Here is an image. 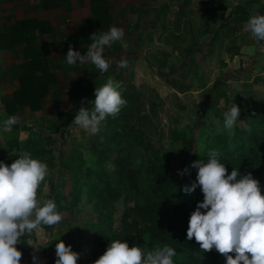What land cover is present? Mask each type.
Listing matches in <instances>:
<instances>
[{
  "label": "rangeland",
  "instance_id": "374dc122",
  "mask_svg": "<svg viewBox=\"0 0 264 264\" xmlns=\"http://www.w3.org/2000/svg\"><path fill=\"white\" fill-rule=\"evenodd\" d=\"M161 1L166 16L148 10L145 60L126 67L114 63L105 72L92 66L93 75L120 81L121 95L127 100L117 114L106 116L97 133L72 122L78 106L66 111L54 107L45 117L35 113L34 121L33 112L26 121L21 119L35 128L26 151L41 157L47 174L57 181L50 186L44 179L40 186L44 191L53 190V184L58 189V206L64 210L61 222L71 244L79 247V264H92L112 239L127 240L129 246L136 244L145 251L151 242L154 247L164 246L148 234L127 239L123 212L160 197L195 194L196 189L183 191V185L196 176L191 162L206 159L211 149L218 150L225 163L251 148L252 165L264 180V40H256L246 30L250 16L264 13V0ZM176 2L181 4V21ZM233 102L240 107V117L227 130L222 113ZM4 111L0 146L6 140H20L18 134L23 138L20 130L10 132L2 126L8 116H17ZM51 120L59 122L61 133H51L55 127ZM3 152V157H15L22 151L5 148ZM153 164L167 173L157 177ZM185 167L187 172L182 171ZM37 199L41 200L39 194Z\"/></svg>",
  "mask_w": 264,
  "mask_h": 264
},
{
  "label": "clouds",
  "instance_id": "9594fccd",
  "mask_svg": "<svg viewBox=\"0 0 264 264\" xmlns=\"http://www.w3.org/2000/svg\"><path fill=\"white\" fill-rule=\"evenodd\" d=\"M246 30L256 40H264V13L250 16ZM124 35V28L112 25L94 35L84 52L69 45L66 63H91L105 72L114 63L106 57V50L114 42L123 44ZM115 64L126 67L127 56L121 54ZM120 87L121 82L111 78L96 86L94 98L86 104L92 105L91 109L82 103L72 122L97 133L106 116H114L127 104ZM222 117L224 128L231 130L240 117L239 105L233 102ZM16 123L14 115L3 122L6 130ZM191 166L196 169V176L190 184L183 185V191L190 193L200 186L204 198L197 201L190 213L186 239L194 237L203 251L217 250L224 255L225 264H264V194L258 179L235 167L229 172L216 149L209 150L206 159L192 161ZM182 171L187 172V167ZM47 172V164L27 151L18 153L10 164L0 159V264H22V252L16 247L22 237L33 233L39 225L51 226L62 220L54 200L41 203L37 199L38 186ZM27 243L33 245L30 240ZM79 255L71 244L57 240L54 264H79ZM175 255L176 250L170 245L145 251L136 244L129 246L127 240L112 239L92 264H175ZM32 260L33 264H44L35 253Z\"/></svg>",
  "mask_w": 264,
  "mask_h": 264
},
{
  "label": "crops",
  "instance_id": "0c3cea01",
  "mask_svg": "<svg viewBox=\"0 0 264 264\" xmlns=\"http://www.w3.org/2000/svg\"><path fill=\"white\" fill-rule=\"evenodd\" d=\"M162 3L161 0H0V115H5L4 110L7 109L4 98L20 88L21 65L27 59L23 56V52L28 46L24 42L15 47H10L3 45L2 42L4 36L11 35L9 33L10 27L23 20L39 19L45 22L42 26L45 32L43 34L36 33L33 45L39 52H43L48 59L54 61V65L58 64L59 69L55 72L58 75L56 87L61 92L62 97L60 104H54L52 99H48L45 108L36 110H32L29 107L30 105L12 106L10 112H16L14 114L17 115V123L11 129L20 130L23 138L18 134L20 140L18 138H16L17 141L6 140L5 145L0 146V159L10 164L17 158V155L15 157L14 155L3 157V153H5L3 150L6 148L7 150L26 151L27 145L31 143L35 128L26 126V123L21 122L23 121L21 119L25 120L33 112L34 116L30 120L34 121L39 113H42L43 117L49 115L54 107H59L63 111L74 106L81 107L82 103L85 105L86 102L94 98L96 86L99 87L107 82L104 75L101 77L97 74L93 75L95 69H98L94 64L89 63L82 69L79 68L80 63L68 65L65 53L69 45L84 52L92 42L94 35H98L100 32L108 30L110 26L116 25L124 28L125 35L122 38L124 43L114 42L111 48L106 50V57L115 61L117 58L119 59L121 54H125L128 63H137L148 55V10L154 13L155 16L156 14L166 16L161 12ZM175 6L176 12H174L177 13V18L181 21L184 18L181 13L179 14L181 8L178 10L181 4L176 2ZM182 6H184V3ZM63 27L64 30H61ZM24 30L25 28H19L15 34ZM90 34H94L91 39ZM125 46L126 50L123 49ZM35 113H38V115H35ZM68 116L70 115L68 114ZM55 121L51 120V124L54 125ZM48 123L50 121L47 122V125H49ZM2 126L4 125L2 124ZM38 128L40 127L37 126ZM51 129L49 128L50 131ZM12 130L9 131L12 132ZM51 133H61V130L58 129V126H55ZM34 157L42 160L37 155ZM53 178L51 179V175L47 174L44 179L52 186L51 181H53ZM54 184L53 190L50 187L46 191L39 185L37 194L40 196L41 203L46 199L54 200L57 204V210L63 214L64 210L58 206L60 205L57 201L58 189L55 188ZM69 193L71 194L70 191ZM63 223L60 221L51 226L39 225L33 233L22 237V241L16 245L22 252L20 258L22 264H33V253L44 264H54L57 240L61 239L66 244L72 243L67 236V229ZM29 240L33 245L27 243ZM71 246L74 250L79 249L78 246L76 248L75 245L71 244ZM35 247L40 249L37 250Z\"/></svg>",
  "mask_w": 264,
  "mask_h": 264
},
{
  "label": "trees",
  "instance_id": "16d2710c",
  "mask_svg": "<svg viewBox=\"0 0 264 264\" xmlns=\"http://www.w3.org/2000/svg\"><path fill=\"white\" fill-rule=\"evenodd\" d=\"M44 24L45 22L39 19L20 21L10 27L11 35L3 38V45L10 47L24 42L28 44L23 52V56L27 59L21 65L20 88L4 98L8 111L12 110L14 105L30 104L35 109L45 108L48 99H52L54 104L62 102L61 92L56 87L58 75L55 72L59 69L58 64L54 65V61L48 59L33 45L36 33L45 32L42 28ZM19 28L25 30L15 34ZM93 35L90 34V39ZM58 125L59 122L54 123V126ZM225 166L229 172L233 167L239 168L240 172L243 171L242 174L251 172L253 177L258 179L261 192L264 194V180L258 176L256 167L252 165L251 148L249 151L242 150L227 158ZM152 172L157 177H162L167 173V169H159L153 164ZM133 182L137 184L136 180ZM203 198L204 194L200 186H197L195 194L189 198L166 196L144 204L129 206L123 212L122 231L130 240L148 234L151 238L163 241L164 245L172 246L178 256L175 260L176 264H225L224 255L217 250L203 251L194 237L191 240L186 239L190 213L195 209L197 201ZM154 248L151 242L150 250Z\"/></svg>",
  "mask_w": 264,
  "mask_h": 264
}]
</instances>
